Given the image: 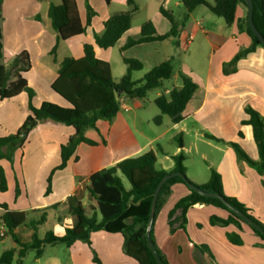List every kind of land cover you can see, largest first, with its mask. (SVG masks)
Masks as SVG:
<instances>
[{"label": "crops", "instance_id": "crops-1", "mask_svg": "<svg viewBox=\"0 0 264 264\" xmlns=\"http://www.w3.org/2000/svg\"><path fill=\"white\" fill-rule=\"evenodd\" d=\"M14 1L18 19L23 21L22 10L27 6V2ZM50 1L53 2L34 0V3L39 5L40 2H45L48 13ZM75 2L83 25L87 7L92 9L95 16L85 33L77 37L80 39L77 42L80 55L71 57L80 58L82 45L89 42L93 46L95 56L107 62L109 66L110 53L115 47L122 58L138 60L143 66V73L139 79L164 61H171L173 75L164 81L161 87L148 92L149 95L155 91L151 99L147 96L141 101L130 99L123 94L119 95V111L113 120H99L95 128H89L85 132L86 137L96 142V145L80 143L77 146L75 151L77 160L70 159L63 170L54 173L51 192L48 195H45L46 179L60 164V146L73 134L71 127L52 121L40 123L27 137L34 142V146L27 148L23 146L18 149L12 163L1 159L0 167L5 174L7 190L0 192V217L3 213L11 211L25 213V225L12 230L13 235L21 236L17 238L22 243L31 242L34 231L30 224L37 221L45 209L46 219L44 223L37 225L36 237L42 239L50 232L47 231L43 237H38L39 227L46 224L49 211L57 213L56 231L52 234L62 236L64 229L71 225L72 219L66 206L60 205L53 209L52 205L62 204L69 195L80 189L81 205L86 212L87 206L91 207L89 211L91 214L96 205L85 190L87 177L123 159L139 156L148 151L155 154L156 169L167 173L174 168L172 157L182 153L187 177H189L187 162L193 159V163L198 167V173L192 178L189 177V180L195 185L205 184L211 170H214L220 175L223 194L236 198L264 224V174H259L246 162L238 160L229 145L231 142L238 144L250 160H258L251 127L241 125V121L246 118L244 113L246 106H250L264 117V48L257 47L254 52L240 59L234 73H223V64L250 44L249 36L243 29H239L238 24V20L242 22L244 19L245 8L238 7L234 22L228 25L224 20L209 16L207 13L211 12L206 7L204 8L209 12L199 10V7L203 6L186 15L179 0H133L138 9L132 14L131 27L119 38L114 47L102 50L95 45L93 34L101 33L104 22L113 14L129 11L127 0H110L108 4L105 0ZM161 6L173 15L177 25V36L123 49L128 39L139 38L141 24L145 21L153 24L157 35L169 32L171 24L160 14ZM30 16L36 21L39 20L37 13ZM5 25V19L1 17L0 65L11 68L10 80H13L14 69L11 67L13 58L21 51H26L30 68L21 76L34 92L32 105L39 107L46 101L66 107L65 101L50 87L56 78V70L61 61L57 62L54 59L55 67L52 68L42 59L50 55L55 46L57 51L66 41L57 43L54 31L47 33L39 31L32 35L23 33L17 47L7 59L3 32ZM125 71L124 66L120 77ZM181 74L189 77L198 86L183 111L181 121L172 123L167 116L161 115L159 110L148 116L146 113L155 105L154 100L158 96L168 94L172 88L181 87ZM42 87L47 88L45 90L47 92L43 96H38ZM28 114V97L25 92L0 101V137L16 132ZM157 116H160L159 124L153 122ZM208 136L220 141L209 139ZM68 169L69 172L64 174ZM16 187L19 190L17 197ZM188 194L189 190L183 184H173L165 204L153 220L152 239L167 264H264V241H261L248 226L241 224V229H238L234 225L219 227L210 224L211 216L226 218V211L220 208L203 204L193 205L186 212L184 230L178 228L179 213L176 212L170 219L174 220L171 231L168 213L179 199ZM227 233L238 234L242 244L230 243L226 238ZM7 239L8 232L0 238V243H5ZM122 244L123 237L120 234L96 231L90 235V245L81 241H76L69 247L63 244L46 245L42 247L39 258L35 256L36 250L29 249L21 259V264L31 250L34 251L33 264H94L93 253L101 264H138L123 253ZM48 248L53 249L55 253L46 256ZM7 250L16 251L13 261V264H16L18 246L12 238L11 244L4 246L0 255Z\"/></svg>", "mask_w": 264, "mask_h": 264}, {"label": "trees", "instance_id": "trees-1", "mask_svg": "<svg viewBox=\"0 0 264 264\" xmlns=\"http://www.w3.org/2000/svg\"><path fill=\"white\" fill-rule=\"evenodd\" d=\"M110 0H105L108 4ZM186 11V15L199 6L206 7L209 11L231 24L235 20L237 8L243 6L246 14L242 22L238 20L239 29H243L250 38L247 48L240 50L229 62L223 64V73H234L237 62L255 51L257 47L264 48L257 37L252 33L247 19V4L245 0H179ZM2 0H0L1 5ZM252 21L257 31L264 37V0H251ZM130 10L110 16L103 24L101 33H94L95 45L102 50L115 46L119 38L131 27L132 14L137 11L133 0H127ZM160 14L169 21L171 28L164 35H157L150 21H145L140 27V36L137 39H128L123 49L155 41H163L170 37L177 36V25L171 12L159 7ZM48 18L51 27L56 34L57 43L70 40L83 35L86 28L90 26L95 13L90 7L86 8V19L83 25L77 13L75 0H60L58 4L50 1L48 7ZM1 29H0V58L2 57ZM56 46L51 54L55 52ZM126 67L124 75L117 81L113 80L110 73V66L107 62L95 56L93 46L89 42L82 45V56L80 58L66 57L58 65L56 78L51 84V90L61 97L66 107L51 102H42L39 107L32 105L34 96L33 90L28 86L24 77L21 76L30 68V60L26 51L16 55L11 67L13 80H10L11 72L0 65V101L11 99L21 92L28 97L29 114L17 129L8 136L0 137V160L5 159L12 163L14 152L21 149L29 133L40 123L52 121L57 124L69 126L73 134L69 136L64 144L60 146V164L56 166L46 179L45 195L51 192V179L54 172L63 170L70 159L77 160L75 151L80 143L88 146H95L96 142L86 137L85 132L89 128H95L97 121H111L119 111V95L123 94L130 99L145 100L148 92L161 87L164 81L169 80L173 75L171 61H164L147 71L143 77L134 81V72L142 71V64L133 58H122ZM181 87L172 88L168 94H161L154 100L155 106L161 115L167 116L172 123H178L182 119L183 111L196 92L198 86L189 77L181 74ZM246 118L241 125L251 127L253 141L258 152V160H250L240 146L236 143H229L238 160L246 162L259 174H264V117L250 106L244 108ZM155 124L160 123V116L153 119ZM239 136L241 134L239 133ZM209 139L217 140L208 136ZM174 168L171 172L156 169V157L152 151L145 152L139 156L123 159L111 167L100 169L90 174L86 179L85 190L89 197L95 202V209L88 215L81 205V191L77 189L74 194L69 195L64 202L56 203L51 208L56 209L60 205L67 208L72 222L64 229L60 237L47 232L42 239L36 237L37 225L45 222L46 212L42 210L40 218L31 223L30 227L34 233L31 242L22 243L12 234V230L25 225L24 212H5L1 215V224L9 234L14 243L18 246L16 264H21V259L29 249L36 250V258L41 255L42 247L46 245L63 244L71 246L76 241L90 245V235L96 231L106 233H118L123 237L122 251L135 260L138 264H158L154 253L146 240V228L150 215L153 194L161 179L171 173L179 172L182 177L167 179L157 195L154 208V218L163 207L170 194V187L175 183L183 184L189 194L179 199L168 213L169 227L173 231L174 220L171 217L178 212V228L184 230L186 224V212L195 204L210 205L226 211V218L217 216L210 217L212 226L226 227L234 225L241 229V224L248 226L252 232L264 241V234L257 228L247 223L239 214L231 211L222 202L224 200L235 210L239 211L246 218L251 220L261 231H264V224L260 223L252 214L251 210L240 203L236 198L223 194L221 178L218 173L211 170L210 177L205 184L195 185L185 176L183 166L184 156L182 153L172 157ZM124 177L130 187L127 189L122 183ZM190 185L200 190L216 194L219 198L202 196L192 189ZM7 190L6 178L3 169L0 167V192ZM19 194L16 187L15 197ZM152 227L150 239L152 245L161 261L167 264L152 239ZM227 240L235 245H241L242 240L236 233H227ZM204 249L203 247H199ZM15 250H7L0 255V264H13ZM94 264H101L96 254L93 253Z\"/></svg>", "mask_w": 264, "mask_h": 264}, {"label": "rangeland", "instance_id": "rangeland-1", "mask_svg": "<svg viewBox=\"0 0 264 264\" xmlns=\"http://www.w3.org/2000/svg\"><path fill=\"white\" fill-rule=\"evenodd\" d=\"M24 1L27 2V6L24 7L22 10L23 11L22 14L24 17L23 21L18 19V14H17V10L15 7V3H14L15 1L14 0H2L1 5H0V19H1V17H4L5 22H6V25L3 28V32H4V39H5V44H6L5 56L7 59L10 57L11 53L14 51L13 49H15V47H17V42L19 40H21V36H22L21 34L27 33L28 35H32V34L39 32V31H43L45 33L53 31L51 24H50V20L47 17V5H46V3L40 2L39 5H36L34 3V0H24ZM52 1L54 4L59 3V0H52ZM199 10H205L204 12H209V11H206L207 9H205L204 7H199ZM33 13H37L39 15L38 21H36L35 19H33L30 16ZM207 14H209V16H211L215 19L223 20L222 18L213 15L212 13H207ZM140 16H142V15H140ZM79 40L80 39L76 37V38H72V39L66 41V43L61 45L57 51H55L54 53H52L50 55L44 56L42 58L43 62L47 65H50L53 68V67H55L54 66V59H56L57 62H60L66 57L80 55L79 49L77 48V42ZM10 70H11V68L7 67V72H10ZM123 70H124V64L122 62V57H121L118 49L115 47L111 50V53H110V71H111L112 79L117 81L120 78L121 72ZM36 73H38L37 70H36ZM142 73H143L142 71L134 72L133 73V79L134 80L139 79L140 78L139 76H141ZM45 90H47V88L42 87L38 92V94H39L38 96L45 95L47 92ZM154 92L155 91H152L151 93H149V95H147L148 99L149 98L151 99L153 97ZM157 112H159L158 108L155 105H152V107L150 109H148L146 114L149 116V115H152L153 113H157ZM14 133L15 132H13V134ZM8 135H12V134H8ZM27 146H30V147L34 146V142L27 139L26 144L24 145V148H27ZM30 147H28V148H30ZM15 152H14L13 157H15ZM187 165H188V171H189L188 176L192 178V177H194V175L196 173H198V167L195 165V163H193V159H190L187 162ZM69 170L70 169L65 171L66 173H64V174H67L69 172ZM53 175H52V178H53ZM185 176L189 180V177H187L186 174H185ZM121 179H122V183H123L124 187L128 189L130 187L128 181L124 177H121ZM51 182H52V179H51ZM90 210H91V207L87 206V212L86 213L88 215H90V213H89ZM56 216H57L56 212H50V211L48 212L47 222H46V224H43L39 227L38 237H40V238L43 237L47 231H50L51 233L56 231L55 230L56 229ZM21 231H25V229H21ZM6 232H7V230L5 231V233ZM12 234H13V232H12ZM14 236L16 238L21 237L17 234H15ZM11 238H12L11 234L8 233L7 241L3 244L0 243V253H1L4 246L11 244ZM54 253L55 252L53 251V249L48 248V249H46L45 255L50 256ZM33 256H34V251H32V250L30 252L28 251V256H26L24 258L23 264H33L34 263L33 262L34 261Z\"/></svg>", "mask_w": 264, "mask_h": 264}, {"label": "water", "instance_id": "water-1", "mask_svg": "<svg viewBox=\"0 0 264 264\" xmlns=\"http://www.w3.org/2000/svg\"><path fill=\"white\" fill-rule=\"evenodd\" d=\"M246 4H247V19H248V25L252 31V33L257 37V39L259 40V42L264 45V37L261 36V34L257 31V29L255 28L253 21H252V3L251 0H245ZM172 177H182V174L179 172H175V173H171V174H167L165 175L161 181L159 182L154 194H153V198H152V202H151V208H150V215H149V220H148V224H147V228H146V240L148 242V244L150 245L154 256L158 262V264H161V261L152 245L151 239H150V229L153 223V218H154V208H155V202L157 199V195L160 191V188L162 187L163 183ZM190 189H192L193 191H195L196 193L202 195V196H206V197H212V198H219L218 195L216 194H212V193H207L204 192L202 190H200L198 187H195L193 185L189 186ZM222 202L227 206L228 209H230L231 211L235 212L236 214H239L242 218H244V220L249 223L250 225L254 226L255 228H257L262 234H264V231H261L251 220H249L248 218H246L243 214H241L239 211L235 210L233 207H231L227 202H225L224 200H222Z\"/></svg>", "mask_w": 264, "mask_h": 264}, {"label": "built area", "instance_id": "built-area-1", "mask_svg": "<svg viewBox=\"0 0 264 264\" xmlns=\"http://www.w3.org/2000/svg\"><path fill=\"white\" fill-rule=\"evenodd\" d=\"M5 231H6L5 227L1 226L0 227V237H3L5 235Z\"/></svg>", "mask_w": 264, "mask_h": 264}]
</instances>
